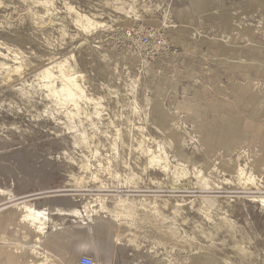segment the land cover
<instances>
[{"label":"rangeland","instance_id":"1","mask_svg":"<svg viewBox=\"0 0 264 264\" xmlns=\"http://www.w3.org/2000/svg\"><path fill=\"white\" fill-rule=\"evenodd\" d=\"M244 1L217 0L213 9L195 0H0V214L27 203L46 215V234L58 230L59 256L76 252L82 241L79 261L93 264H264V209L256 200L264 199V175L253 167L260 149L256 144L248 155L238 149L242 139L255 141L256 131L264 132V97L249 98L264 86V49L254 48L264 47V1L250 7ZM133 3L137 14L130 12ZM67 5L96 26L81 30ZM128 29H154L174 50L145 59L125 39ZM174 35L183 43H171ZM227 43L229 59L220 52ZM243 56L253 61L235 60ZM59 63L76 71L89 99L83 110L91 115L97 107L100 115L92 132L82 116L92 136L88 148L73 144L64 109L42 86L40 72ZM238 85L249 91L237 93ZM221 105L248 117L252 129L238 134L225 127ZM117 128L124 143L111 147ZM213 129L226 132L209 134ZM202 134L208 137L203 151L190 140ZM163 144L167 170L148 163ZM223 161L253 169L258 187L239 184V167L234 172ZM178 165L189 175L176 181ZM118 199L134 203L133 225L111 228L107 210ZM96 218L103 219L102 236L94 238L89 226ZM10 252L0 264L14 263Z\"/></svg>","mask_w":264,"mask_h":264},{"label":"bare ground","instance_id":"2","mask_svg":"<svg viewBox=\"0 0 264 264\" xmlns=\"http://www.w3.org/2000/svg\"><path fill=\"white\" fill-rule=\"evenodd\" d=\"M67 9L70 12H73L75 14V24L79 28H81V30L89 31L93 27L96 26V24H94L88 17L76 13L75 12L76 10L74 11V9L71 6L67 5ZM129 9H130L131 14H137L139 11V9L136 7V3L130 4ZM140 31H143V30H140ZM54 69L56 71H54ZM40 73H41L40 77L42 80L41 83H42L43 88L47 91V97H50L54 101V103L57 107L64 109V116H65V121H66L65 122V128L67 130L73 132V135H72L73 144L77 145V146L82 145V146L88 148V146L91 144L90 141L92 139V136H91V134L88 133V131L89 130L91 132L97 131L96 123L94 122L93 118H99L100 115L98 113L97 107H94V110H93L91 115H89L87 112H85L83 110L84 107L81 105V103L84 101H89V99L86 97L83 88L77 82L76 71L70 65H68V63L67 64L66 63H59V64L55 65L54 67H49V68L44 69ZM78 77H80V76H78ZM38 80H40V79H38ZM98 103L99 102H97V104ZM132 103H134V101ZM133 108H134L133 109L134 113L137 114L140 112L137 103L133 104ZM82 116H84L83 118L87 122V124L89 126V128H88L89 130H86L84 128ZM119 143H124V140H123V134L121 132V129L117 128L115 130V134L112 136V139L110 140L109 144L111 145V147H116L117 144H119ZM164 146H165L164 144L160 145L159 153H157V154L151 153L148 155L149 165H159V166H162L164 170H167L169 168V161L167 158V154L164 150ZM138 149L141 150L142 152L144 151V147L140 144L138 146ZM96 153H95V155H96ZM81 166L83 169H86V170L88 169L87 163L86 164L82 163ZM184 166L185 165H183V166L178 165L174 169L173 180H176V181L179 179L183 180L187 177V175H189L188 170ZM109 169H110V167H109ZM192 172H193V175H195V177L197 175H200L199 174L200 170L194 169V171H192ZM202 178L203 177L200 178V181ZM90 179L93 181H97L98 177L95 174L93 175L92 173H90ZM133 179H134V177H131L130 181ZM235 180L239 184H243L245 186H255V188L258 187L257 177L254 176L253 174H251L250 172H248L243 167H239L237 169V171L235 172ZM82 181H83V178H77L76 179V182H78L79 184ZM236 181H235V183H236ZM126 183H128V182H126ZM256 200H259L261 208L264 209V199L261 198V199H256ZM99 207L103 210H107L104 208L105 206L103 204V201H99ZM134 207L135 206H134V203L132 201H129L127 199H125V200L118 199V202L114 205L113 209H111L112 211L107 210L108 214L112 218L111 228L116 226L120 221H126L129 223V225H133V222H135V219L137 217V215L133 212ZM17 209L20 210L18 212L19 213L18 220L22 225H24L25 228H27L29 231H34L36 234H38L37 235L38 237L42 233H44V230L46 229L45 228L46 222H44L42 220H45L47 218L43 212L37 211V209L35 210L34 208H32L27 203L20 204ZM74 212L77 213L76 211H74ZM156 215H159V213H157ZM204 216H206V215H204ZM160 217H162V216H160ZM207 217H209V215ZM16 219H17V217H16ZM223 219H225V218H223ZM225 221L228 222L229 220L228 221L225 220ZM120 225H122V223H120ZM117 236H118L117 234H113V238L116 239Z\"/></svg>","mask_w":264,"mask_h":264},{"label":"crops","instance_id":"3","mask_svg":"<svg viewBox=\"0 0 264 264\" xmlns=\"http://www.w3.org/2000/svg\"><path fill=\"white\" fill-rule=\"evenodd\" d=\"M195 1H201L204 8H207V7L209 8V7L213 6V9H215V8L217 9L219 6V3L217 2V0H214L213 2H210V1L208 2V0H195ZM263 3H262V0H260L259 3L256 0H245L243 5L250 7L252 5L256 6L258 4V5L262 6ZM164 27H167V24H164ZM140 30H142V29H140ZM169 40L173 44H182L183 43L182 38L181 37L179 38L177 35L170 36ZM229 45H230V43H227V46L223 47L220 50L221 55L226 56L228 59L231 58V56H230L231 49H230ZM254 48L259 52L261 51V49H264V47L257 45V44H254ZM167 55L168 54H164V57H167ZM242 58H237L235 60H237L239 62H241L242 60H244V62L249 60V59L245 58V56H243ZM256 59H257L256 54H254V61H256ZM251 61H253V60L250 59L249 63H251ZM248 66H249L248 68L251 69L250 68L251 64H249ZM254 67H255V65H254ZM244 76H245V79H249V78L251 79V77H249V75H247V74ZM254 81L256 82V86H258L259 83H263L261 81V79H254ZM238 86H239V88L237 89V93H240V92L241 93H247V91H249V89H247V86H244V87H242V86L240 87V85H238ZM249 94H250V96H249L250 101H251V99H252V101H256L255 97H257L258 94H260L261 96L264 97V86L255 90L252 95L250 92H249ZM221 107H223L224 109L226 108L222 105H221ZM260 107H262V109H261L262 113L261 114H264V104L263 105L260 104ZM151 110L153 111V113H156V112L158 113L160 111L156 105H152ZM222 124L225 127H230L232 129H234V131L238 134H242L245 131L252 129V126H253L252 123L249 121L248 117H246L242 113H235L233 108H228V110L226 108V112L223 114ZM157 125L159 128L158 122H157ZM166 127H167V122H166ZM225 132H226V130L222 131L219 129H213L209 132V134L215 133L217 135L222 136L223 134H225ZM256 133L257 134H256L255 141H253L252 139H247V140L242 139L240 141V146H238V149L242 152L243 155H248L247 152L250 150V148H256V144H257V146L260 149L259 150L260 154L257 155L256 158H258V159L256 162L253 163L254 164L253 167H255L259 173L264 175V132L262 130H257ZM182 139H184V138H182ZM190 140H191V142L198 143L197 144L198 150L201 149L203 151V150L207 149V146H205V143L208 142V137L204 136L203 134L199 135V137L197 139H195L196 141L194 139H192V137H190ZM176 144H177V142L175 141V147H176V149H178L179 147ZM206 156L210 157L207 153H206ZM206 164H207V162H206ZM221 164L224 167H227V166L229 167L232 165L227 161H223ZM239 166L240 165H233V167L232 166L231 167H232V170H234V172H235V170ZM250 171L254 174L253 169H250ZM8 196H11V195L9 194ZM22 203H25V202H21L20 204H22ZM18 206H17V208H18ZM18 215H19L18 212L15 213L12 211H5V212L0 214V221H3L4 223H6V225L0 226V240L5 243V246L0 249V255H2V254L6 255L8 253H11L10 251L13 250L15 253L16 259H15L14 263H12V264H79L78 252H81L84 250V247H85L84 242L78 241L76 243V245H75L76 252H73L68 256H59L58 253L56 252L57 250H55V249L61 247V245H62L58 230L55 229V230H52L49 234H46L47 227H46V223H45L46 229L44 230V233H42L38 237L37 236L38 234H36L34 231H29L27 228L24 227V225H22L19 222V220H18L19 216ZM16 217H17V219H16ZM96 221H97V218H96ZM97 222H98V224L89 226V231H90L92 237H94V238H97L98 236H102L101 232H99L98 230H99V227H101L103 219H100ZM10 245H14L15 248L14 249L10 248L9 247ZM39 248H42V250H43L42 253L40 252ZM108 256L109 255L105 256L104 263L107 261ZM96 258H97V255L93 256L94 261H96Z\"/></svg>","mask_w":264,"mask_h":264},{"label":"built area","instance_id":"4","mask_svg":"<svg viewBox=\"0 0 264 264\" xmlns=\"http://www.w3.org/2000/svg\"><path fill=\"white\" fill-rule=\"evenodd\" d=\"M143 1L150 2L151 0ZM124 37L131 46L140 51L145 59H153L160 55L172 53L174 50L166 38L154 29H147L145 31L128 29L124 32ZM79 264H93V261L88 257H82Z\"/></svg>","mask_w":264,"mask_h":264}]
</instances>
